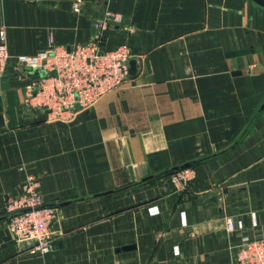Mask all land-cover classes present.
Wrapping results in <instances>:
<instances>
[{
	"label": "crops",
	"instance_id": "1",
	"mask_svg": "<svg viewBox=\"0 0 264 264\" xmlns=\"http://www.w3.org/2000/svg\"><path fill=\"white\" fill-rule=\"evenodd\" d=\"M108 14L124 21L105 47L129 44L136 71L76 121L26 107L14 67L0 80V218L30 175L62 209L46 255L16 242L4 218L0 264H233L243 236L264 239V8L0 0L12 57L87 43ZM185 164L188 189L159 182Z\"/></svg>",
	"mask_w": 264,
	"mask_h": 264
},
{
	"label": "built area",
	"instance_id": "2",
	"mask_svg": "<svg viewBox=\"0 0 264 264\" xmlns=\"http://www.w3.org/2000/svg\"><path fill=\"white\" fill-rule=\"evenodd\" d=\"M82 0H73L80 12ZM124 17L108 14L94 24L90 41L71 47L49 46L35 54L12 57L6 28L0 25V79L11 67L22 71L26 83V106L43 111L51 122L68 121L74 113L93 107L103 96L121 87L130 76L131 52L127 44L106 49L109 28L121 25ZM174 188L188 189L193 168L172 174ZM40 185L26 183L7 195L5 210L10 236L18 243H30L32 252L49 254L56 237L57 209L47 206ZM233 227L231 218L227 221ZM233 264H264V239L245 235L236 249Z\"/></svg>",
	"mask_w": 264,
	"mask_h": 264
},
{
	"label": "rangeland",
	"instance_id": "3",
	"mask_svg": "<svg viewBox=\"0 0 264 264\" xmlns=\"http://www.w3.org/2000/svg\"><path fill=\"white\" fill-rule=\"evenodd\" d=\"M113 28H115V27H112V28H109L108 29V31L110 30V29H113ZM108 31H107V33H106V36L104 37V39H105V42H106V39H107V34H108ZM123 44H127V43H123ZM128 46H129V49H130V52H131V57H132V47L129 45V44H127ZM20 72V75H24V73L22 72V71H19ZM2 79V78H1ZM0 79V80H1ZM28 80V79H27ZM128 80V79H127ZM126 80V81H127ZM21 81V80H20ZM125 81V82H126ZM23 89H24V95H25V99H26V82H25V80L23 79ZM124 85V84H123ZM122 85V86H123ZM121 86V87H122ZM121 87H119L118 89H116V90H119V89H121ZM116 90H114V91H116ZM113 92V91H112ZM111 93V92H110ZM109 94V93H108ZM107 95V94H106ZM105 95V96H106ZM105 96H103L101 99H103ZM25 99H24V105L26 106V101H25ZM100 99V100H101ZM99 100V101H100ZM98 101V102H99ZM98 102L93 106V107H91V108H89V109H87V110H81V111H77V112H75L74 113V115H73V117H71V118H69L68 119V121H61V123H66V124H68V123H72V122H74V121H76L77 119H78V117L82 114V113H84V112H86V111H92L94 108H95V106L98 104ZM27 107V106H26ZM191 168H193V167H191ZM194 169V168H193ZM37 182V183H39V185H40V190H41V193L43 194V197H44V200H45V203H48V202H50V201H48V199L46 198V195H45V193H44V191H43V182H42V179H41V177H39V176H36V175H30L28 178H27V180H25L24 181V183L21 185V187H20V189L26 184V183H28V182ZM160 183H164V184H166L167 186H169V187H172V188H174V185H173V177H172V174L171 175H168V176H166V177H164L163 179H161L160 181H159ZM10 194V193H9ZM49 204V203H48ZM56 209H57V224L59 223V217H60V214H61V212H62V209H59L58 207H55ZM7 215V213H6V210H5V216ZM6 225L8 226V228H9V221H8V218H7V220H6ZM56 227H57V225H56ZM84 228H88V224L87 225H84Z\"/></svg>",
	"mask_w": 264,
	"mask_h": 264
},
{
	"label": "water",
	"instance_id": "4",
	"mask_svg": "<svg viewBox=\"0 0 264 264\" xmlns=\"http://www.w3.org/2000/svg\"><path fill=\"white\" fill-rule=\"evenodd\" d=\"M253 2H255L257 5H259V6H261V7L264 8V0H253ZM135 71H136V62H135V61H131V62H130V73H131V72H135ZM191 166H192L191 164H185V165H183V166L175 167V168H173L172 170H170V171H168L167 173H165V176L171 175V174H173V173H175V172H178V171H180V170H182V169H185V168H189V167H191ZM153 178H154V177H148V178L144 179V182H147V181H149V180H151V179H153ZM65 204H68V203H65ZM47 206H49V207H54V208L57 207V206L52 205V204H48ZM4 218L7 220L8 215H6ZM4 218H0V222H1ZM129 248H131V247H124V248H122V249H120V250H126V249H129Z\"/></svg>",
	"mask_w": 264,
	"mask_h": 264
}]
</instances>
